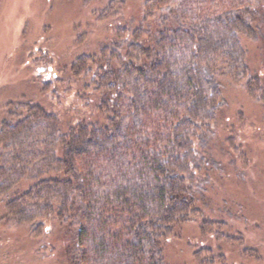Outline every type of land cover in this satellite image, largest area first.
<instances>
[{
	"label": "trees",
	"instance_id": "1",
	"mask_svg": "<svg viewBox=\"0 0 264 264\" xmlns=\"http://www.w3.org/2000/svg\"><path fill=\"white\" fill-rule=\"evenodd\" d=\"M126 18L113 46L70 66L96 67L99 116L21 99L0 120L3 219L68 236L64 264H170L169 237L208 202L224 82L264 101L242 41L263 34L264 0H146Z\"/></svg>",
	"mask_w": 264,
	"mask_h": 264
},
{
	"label": "rangeland",
	"instance_id": "2",
	"mask_svg": "<svg viewBox=\"0 0 264 264\" xmlns=\"http://www.w3.org/2000/svg\"><path fill=\"white\" fill-rule=\"evenodd\" d=\"M145 2L0 0V120L21 99L63 112L71 122L98 115L88 98L96 92L87 85L96 67L87 62L78 77L70 66L84 53L113 46L119 30L135 26L126 14L141 15ZM242 41L264 87V31ZM223 90L227 103L213 124L208 202L169 237L164 255L170 264H264V101L230 81ZM5 205L0 198V264H64L68 236L53 226L34 233L26 224L5 222Z\"/></svg>",
	"mask_w": 264,
	"mask_h": 264
}]
</instances>
